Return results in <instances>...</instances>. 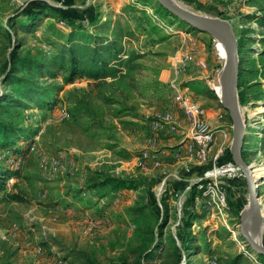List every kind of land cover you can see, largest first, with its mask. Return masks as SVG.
<instances>
[{
  "label": "rangeland",
  "instance_id": "374dc122",
  "mask_svg": "<svg viewBox=\"0 0 264 264\" xmlns=\"http://www.w3.org/2000/svg\"><path fill=\"white\" fill-rule=\"evenodd\" d=\"M178 1L238 40L244 158L260 181L264 0ZM217 47L157 0H0V264H264L240 234L243 171L218 178V212L196 186L212 163L194 172L183 155L193 106L223 156L233 146ZM260 203L264 216V186Z\"/></svg>",
  "mask_w": 264,
  "mask_h": 264
},
{
  "label": "water",
  "instance_id": "95a60500",
  "mask_svg": "<svg viewBox=\"0 0 264 264\" xmlns=\"http://www.w3.org/2000/svg\"><path fill=\"white\" fill-rule=\"evenodd\" d=\"M157 2L168 12L173 14L179 20L187 24L192 29L210 35L216 40L223 42L229 50L228 66L230 71L229 99L225 106L233 121L235 133L233 146L231 149L233 162L243 171L249 189V212L241 218L240 234L245 238L252 250L264 257V246L258 244L250 236L248 223L252 218H258L262 213L260 194L258 193L257 182L252 175V169L244 158L245 127L240 116L241 104L239 100V81H240V60L239 43L231 31L225 32L218 28L211 21L205 19L196 12L186 10L172 3L170 0H157Z\"/></svg>",
  "mask_w": 264,
  "mask_h": 264
},
{
  "label": "built area",
  "instance_id": "2783aa9c",
  "mask_svg": "<svg viewBox=\"0 0 264 264\" xmlns=\"http://www.w3.org/2000/svg\"><path fill=\"white\" fill-rule=\"evenodd\" d=\"M187 109L186 112L191 115L193 135L190 141L182 147V150H186L183 155H187L186 159H190L191 162L196 160L198 165L209 166L212 163V167H209L210 169L204 174V177L200 178L196 186L200 193L215 202L218 212H224L228 208L226 191L220 187V182L217 180L224 174H235L238 167L233 161L217 167L220 155H212L215 131L203 121L201 112L196 111V106H193V109ZM143 158L149 159L151 156L145 154ZM187 171L191 172V169H187Z\"/></svg>",
  "mask_w": 264,
  "mask_h": 264
},
{
  "label": "bare ground",
  "instance_id": "6f19581e",
  "mask_svg": "<svg viewBox=\"0 0 264 264\" xmlns=\"http://www.w3.org/2000/svg\"><path fill=\"white\" fill-rule=\"evenodd\" d=\"M172 3L175 5L182 7L186 10L196 12L193 10L191 7L188 5L178 1V0H170ZM199 15H202L205 19L211 21L214 25H216L218 28L222 29L225 32L231 31L229 26L223 22L222 20L217 19L216 17L208 16L206 14H202L199 12H196ZM218 41V52H220L223 55L224 58V68L223 70L218 74V98L220 102L226 106L228 103L229 99V86H230V71H229V66H228V54L229 50L228 47L221 41ZM262 110V109H261ZM263 111H260L259 113H262ZM243 115V109L241 108L240 110V116L242 117ZM252 175L254 179L257 182V188H258V193L260 194L261 192V187L264 186V177L262 180L259 181V179H256L257 175L252 172ZM249 212V207H247L242 216H246ZM248 231L250 233V236L256 241L258 244L262 243V240L264 238V216L261 213V215L258 218H252L250 219L248 223Z\"/></svg>",
  "mask_w": 264,
  "mask_h": 264
},
{
  "label": "crops",
  "instance_id": "0c3cea01",
  "mask_svg": "<svg viewBox=\"0 0 264 264\" xmlns=\"http://www.w3.org/2000/svg\"><path fill=\"white\" fill-rule=\"evenodd\" d=\"M178 116H181L180 117V119H181V122H182V125L181 126H183L184 128H188L189 127V125H187L186 124V121H185V117H184V115L183 114H179ZM184 131H185V129H184ZM182 134H185L184 132L182 133ZM174 140V139H173ZM170 142H172V140H170ZM184 146V145H183ZM182 146V147H183ZM226 145H222V144H220V142H219V137H218V132L217 131H215V144H214V147H213V152H212V155L213 156H216V155H220V158H219V160L221 159V161L220 162H227V161H229V157L226 155V156H223V153H224V150H226V147H225ZM231 147H230V152H231ZM176 152V151H175ZM175 152H174V154H175ZM232 153V152H231ZM171 154H173V153H171ZM159 156H160V154H158ZM174 156V155H173ZM198 166V167H197ZM202 165H193V167H192V169H193V171L194 172H196V171H204L208 166L207 165H204L203 167H201ZM193 173V172H192ZM182 185V184H181ZM180 185V186H181Z\"/></svg>",
  "mask_w": 264,
  "mask_h": 264
},
{
  "label": "trees",
  "instance_id": "16d2710c",
  "mask_svg": "<svg viewBox=\"0 0 264 264\" xmlns=\"http://www.w3.org/2000/svg\"><path fill=\"white\" fill-rule=\"evenodd\" d=\"M61 18H63L64 20L66 19H68V17H66V16H60ZM75 75L74 74H72V76L71 77H69L68 79H66V83L67 84H72L73 82H74V80H75ZM241 96V95H240ZM239 96V97H240ZM241 100V102H243V100L242 99H240ZM228 159H229V161H233V156H232V153L229 151L228 152ZM110 182L114 185V187L116 188V189H119V188H121L122 187V183L121 182H124V181H122V180H118V179H115V178H110ZM5 184H6V180L4 179V178H0V190H2V189H4L5 188ZM13 198H15V199H20L18 196H14Z\"/></svg>",
  "mask_w": 264,
  "mask_h": 264
}]
</instances>
